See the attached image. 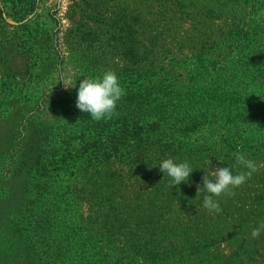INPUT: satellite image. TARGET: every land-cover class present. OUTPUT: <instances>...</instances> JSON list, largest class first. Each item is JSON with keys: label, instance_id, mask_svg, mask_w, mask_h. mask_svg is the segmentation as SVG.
I'll return each instance as SVG.
<instances>
[{"label": "trees", "instance_id": "trees-1", "mask_svg": "<svg viewBox=\"0 0 264 264\" xmlns=\"http://www.w3.org/2000/svg\"><path fill=\"white\" fill-rule=\"evenodd\" d=\"M198 3L95 19L109 36L90 32L89 63L115 71L124 95L99 121L63 102L60 122L35 130L34 155L19 160L28 184L0 196V264H264V232L251 236L264 221V0H204L190 13ZM237 151L257 169L210 213L197 186L216 166L241 170ZM167 158L190 162L189 182L168 187Z\"/></svg>", "mask_w": 264, "mask_h": 264}, {"label": "rangeland", "instance_id": "rangeland-1", "mask_svg": "<svg viewBox=\"0 0 264 264\" xmlns=\"http://www.w3.org/2000/svg\"><path fill=\"white\" fill-rule=\"evenodd\" d=\"M92 1L39 0L35 9L26 14L31 9L27 0H0V196L3 198L24 190L30 180L29 162L19 160L25 148L29 149L24 154L27 158L34 155L36 146H31L30 141L35 130L60 122L63 102L76 103L83 76L108 70L104 64L89 63L99 56L97 43L90 41L93 38L90 32L105 40L109 36L107 30L101 31L105 24L95 19L126 8L150 7L158 12L165 0H143V4L98 0L101 7L96 11L90 6ZM198 1L197 6L188 9L190 13L203 8L204 0ZM20 4L26 8L22 10ZM33 28L38 30V37L30 34ZM33 45L39 48L37 61L31 50ZM64 82L76 85L66 88ZM18 163L22 164L20 168Z\"/></svg>", "mask_w": 264, "mask_h": 264}, {"label": "clouds", "instance_id": "clouds-1", "mask_svg": "<svg viewBox=\"0 0 264 264\" xmlns=\"http://www.w3.org/2000/svg\"><path fill=\"white\" fill-rule=\"evenodd\" d=\"M64 84L66 88L76 85L65 82ZM123 95L124 88L119 76L115 71L108 69L100 74L83 76L79 80L76 107L82 112H87L90 118L99 121L114 114ZM233 155L241 170L234 171L231 165L216 166L211 173L205 172L202 185L197 186V194L202 195V206L210 213L220 211L219 201L215 197L231 194L233 189L245 183L257 169L256 162L248 158L245 153L237 151ZM157 165L163 174L162 178H168V187L171 189L181 182H189L190 175L194 171L188 160L167 158L160 160ZM262 232H264V221L258 222L257 226L251 229V236L257 238Z\"/></svg>", "mask_w": 264, "mask_h": 264}]
</instances>
